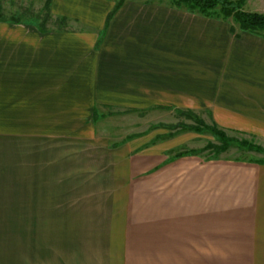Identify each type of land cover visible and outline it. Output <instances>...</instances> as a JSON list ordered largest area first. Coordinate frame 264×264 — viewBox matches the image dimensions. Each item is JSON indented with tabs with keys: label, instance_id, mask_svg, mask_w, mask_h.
<instances>
[{
	"label": "crops",
	"instance_id": "crops-1",
	"mask_svg": "<svg viewBox=\"0 0 264 264\" xmlns=\"http://www.w3.org/2000/svg\"><path fill=\"white\" fill-rule=\"evenodd\" d=\"M49 9L61 29L0 20V146L37 164L0 203V264H264V162L171 155L168 127L108 149L94 117L190 111L264 145V38L157 2Z\"/></svg>",
	"mask_w": 264,
	"mask_h": 264
},
{
	"label": "rangeland",
	"instance_id": "rangeland-1",
	"mask_svg": "<svg viewBox=\"0 0 264 264\" xmlns=\"http://www.w3.org/2000/svg\"><path fill=\"white\" fill-rule=\"evenodd\" d=\"M137 1L163 4H169L170 2V0ZM43 4L44 0H0L1 20H15L18 23H29L36 26L43 23L44 28L47 30L61 29L63 26L59 22V18L52 17L50 15V9L48 17H44ZM242 9L247 12L264 14V0H246ZM236 28L235 25L234 29ZM99 113L96 112V118L98 119L96 120V133L107 139L108 149H113L124 136L135 133L139 134L143 131L149 135L156 132L164 134L166 130L162 129L168 127L167 134L173 137L171 138V144H176L170 152L171 155L176 152L195 150L198 151L200 157L205 159L223 157L241 160L252 159L264 162V145L261 143V140L247 136L242 132L224 131L217 127L227 138L231 139V142L228 143L224 151L216 154L215 148L220 144L207 129L208 127L211 128L212 124L208 114L197 115L186 112L180 114L176 110L165 109L136 112L113 108L102 109ZM195 128L198 129V132L194 131ZM242 142L258 147L262 151L243 148L240 145ZM25 148L22 145L10 147L0 146V203L21 201L22 177L24 173L22 172V166L23 164L29 166L30 164V169L32 170V166L35 168L37 165L36 163L28 164L22 161L23 157L20 153ZM33 156H36V153L32 155L31 150V158ZM5 157L12 158L16 161L12 163V169L10 165L7 166L4 162ZM9 174L13 178V185L18 194L16 192H12V194L7 193V179ZM11 177L9 176L10 179Z\"/></svg>",
	"mask_w": 264,
	"mask_h": 264
},
{
	"label": "trees",
	"instance_id": "trees-1",
	"mask_svg": "<svg viewBox=\"0 0 264 264\" xmlns=\"http://www.w3.org/2000/svg\"><path fill=\"white\" fill-rule=\"evenodd\" d=\"M51 0H44L43 11L44 17L49 15V3ZM246 0H170L169 5L177 9H185L189 12L196 13L203 17L215 18L222 21H228L230 23L229 31L232 35L236 36L234 26L236 25V30L239 32H245L255 36L264 38V14L257 12H247L242 9V6ZM119 3L113 8V11ZM112 12L106 16L105 25L109 20ZM1 20V17H0ZM61 24L64 23V19H58ZM12 23L17 24L15 20H9ZM37 28L40 31H44V24L40 23L37 25ZM178 113H189L193 114L190 111H177ZM96 118V114H94ZM212 135L218 140L219 146L216 147V154L224 151L231 139L227 138L224 133L217 129L213 124L211 128H207ZM198 132V129H194ZM241 147L248 150L262 151L258 147L251 146L245 142L240 143ZM191 153H197L198 151L192 150ZM181 153L177 154L179 156ZM263 163V161H260Z\"/></svg>",
	"mask_w": 264,
	"mask_h": 264
}]
</instances>
